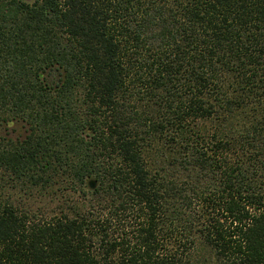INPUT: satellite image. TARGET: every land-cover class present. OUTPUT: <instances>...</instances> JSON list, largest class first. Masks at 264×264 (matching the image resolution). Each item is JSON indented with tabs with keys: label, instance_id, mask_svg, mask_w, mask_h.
I'll return each mask as SVG.
<instances>
[{
	"label": "trees",
	"instance_id": "1",
	"mask_svg": "<svg viewBox=\"0 0 264 264\" xmlns=\"http://www.w3.org/2000/svg\"><path fill=\"white\" fill-rule=\"evenodd\" d=\"M0 264H264V0H0Z\"/></svg>",
	"mask_w": 264,
	"mask_h": 264
},
{
	"label": "rangeland",
	"instance_id": "2",
	"mask_svg": "<svg viewBox=\"0 0 264 264\" xmlns=\"http://www.w3.org/2000/svg\"><path fill=\"white\" fill-rule=\"evenodd\" d=\"M31 194H34V198H33V209H35L36 207H39L42 209L48 210V209H56L57 206L60 204L59 199H55V200H50L49 198L43 197L41 196L37 191H32L30 192ZM39 195V196H38ZM29 196V193L26 191L25 195H20V194H16L13 196L12 201H15V204H21L23 202L26 201V204L29 203V201L26 199ZM80 196H71L70 198L73 200H80L79 198ZM20 201V202H19ZM174 245V244H173ZM170 250H172L171 248H173L172 246L169 247ZM174 248H176L174 246ZM174 250V249H173Z\"/></svg>",
	"mask_w": 264,
	"mask_h": 264
},
{
	"label": "water",
	"instance_id": "3",
	"mask_svg": "<svg viewBox=\"0 0 264 264\" xmlns=\"http://www.w3.org/2000/svg\"><path fill=\"white\" fill-rule=\"evenodd\" d=\"M90 186H93V184L91 183Z\"/></svg>",
	"mask_w": 264,
	"mask_h": 264
}]
</instances>
